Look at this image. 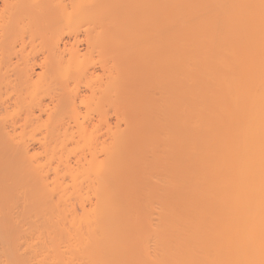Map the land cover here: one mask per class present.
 Returning a JSON list of instances; mask_svg holds the SVG:
<instances>
[{"label": "bare ground", "instance_id": "6f19581e", "mask_svg": "<svg viewBox=\"0 0 264 264\" xmlns=\"http://www.w3.org/2000/svg\"><path fill=\"white\" fill-rule=\"evenodd\" d=\"M0 264H264V0H0Z\"/></svg>", "mask_w": 264, "mask_h": 264}]
</instances>
